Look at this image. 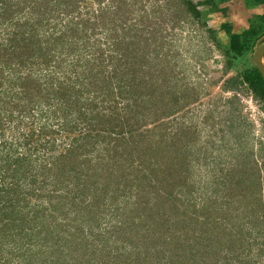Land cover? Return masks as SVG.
<instances>
[{"label": "trees", "instance_id": "trees-1", "mask_svg": "<svg viewBox=\"0 0 264 264\" xmlns=\"http://www.w3.org/2000/svg\"><path fill=\"white\" fill-rule=\"evenodd\" d=\"M135 3L143 0H114L109 8L100 7L101 12L93 18L87 11L90 0H0V29L8 23L4 32L7 40L0 38V215L8 220L0 222V264L7 260L4 243L17 241L18 234L13 229H19L20 222L25 221L23 213L28 207L21 205L25 204L20 191L22 182L30 177L35 182L37 174L42 178L41 192L34 189L27 195L40 199V206L49 211L51 218L78 222V226L73 224L76 231L60 234L57 230L55 235L49 232L41 238L43 245L50 238L53 246L61 245V238H78V234L88 242L83 224L89 218L98 222V217L110 210L108 204L115 203L117 193L131 195L127 198L129 206L156 211L157 216L164 218V228L177 232L165 243L175 249L169 259H174L182 246L180 235L194 230L192 224L189 229L188 225L194 220L189 207L199 190L195 181L197 171L192 155L178 144L181 132L171 134L164 121L179 111L178 100L183 97L175 92L168 78L169 53L165 52V44L171 32L166 28L170 22L173 31L188 23L204 28L207 15L219 11L218 1L164 0L161 6L169 14L163 15L155 31L152 22L140 31L133 23L136 10L145 9L133 8ZM42 5L45 8L40 12ZM28 7L32 8L30 14L26 12ZM110 13L118 17L111 20L114 35L110 47L90 43L97 32L109 30ZM22 15L27 16L24 22ZM221 30L229 40L227 44L215 40L223 53V78L236 72L223 84V91L233 93L228 100L232 110L237 114L242 111L241 93L252 96L264 111V79L253 60L255 50L264 43V25L235 34L230 23H223ZM122 101H126L123 107ZM152 125L154 128H149ZM230 128L234 130L233 125ZM102 141L107 145L106 153L112 155V163L95 162L93 154L103 146ZM260 144L263 148L264 142ZM250 154L253 165L248 176L246 167L226 168L224 192L238 186L234 185L238 175L252 178L253 186L263 192L264 181L257 170L253 149ZM243 157L236 155L238 161H243ZM99 166H105L106 172H100ZM118 167L124 172L122 178L121 173L114 172ZM220 177L212 175L214 179ZM49 184L54 185L53 191H43ZM215 190L221 193L220 188ZM246 199L240 202L241 208L234 207L238 201L201 203L202 209H206L204 224L211 228L215 243L225 241L216 249L208 248V255L216 251L215 264H264V203H256L258 199L250 196ZM145 201L147 204L142 206ZM223 204L229 209L219 213ZM35 210L41 213L38 206ZM81 214V218L87 215L88 219L78 220ZM208 216L214 218L209 220ZM40 221L46 224L48 218L44 216ZM7 226L13 232L9 233ZM202 230L197 238L207 241ZM105 248L106 260L123 257ZM8 259L12 262L9 253ZM97 259L96 256L94 261ZM49 260V264L65 263L53 256ZM134 260L127 264H140L139 259Z\"/></svg>", "mask_w": 264, "mask_h": 264}, {"label": "rangeland", "instance_id": "rangeland-1", "mask_svg": "<svg viewBox=\"0 0 264 264\" xmlns=\"http://www.w3.org/2000/svg\"><path fill=\"white\" fill-rule=\"evenodd\" d=\"M127 1L132 3L134 0ZM191 1L197 3L202 0ZM113 2L114 0H103L101 4H98L94 0H90V6L87 11L90 12L91 17L96 18L95 16L101 12L100 7L102 9L109 8V6L113 5ZM154 3L160 5H155ZM163 3L164 0H143V3L131 5L133 8L138 7L139 9L145 7L144 10H136L135 14L132 15L135 19L133 23L139 27V31L140 28L150 24V22L154 23H151L153 25L152 30H157V26L163 21V15L169 14L168 11H164V5L161 6ZM131 6L129 8H132ZM43 8H45V5H42L39 11L42 12ZM31 9V7L26 8L27 14H30V11L32 12ZM125 9L127 7H124ZM160 10L163 11L161 12ZM215 13L207 15V19H205L207 26L204 28L199 25L194 28L195 26L188 23L177 27L173 31L171 22L168 23V27L166 28L171 32V37L168 38L165 44V52L169 53L166 65L168 68L167 72L169 73L168 78L172 87L176 90L175 92L183 97L178 100L180 101L177 109L179 111L164 119V121L169 126L168 132L171 134L175 135L179 131L181 132L180 137L182 136V140L178 144L183 148L182 150L185 153L192 155V164L195 165L197 171L195 181L197 182V188L199 187V190L197 189L198 191L192 196L195 197V200H193L192 206L189 207L191 218L194 220L198 218V220H191L188 225L189 229L192 224L193 231L191 230L180 235L181 241L179 246H182L173 255L175 258L169 259L172 251L175 249L173 245L165 243L167 240H170L169 237L171 235L177 232H170L169 228H164L166 225L163 221L164 218L157 216L158 213L156 211L149 212L150 210H145L143 207L129 206L130 203H127V198L131 195L123 196L118 193L114 194V192L115 198H113V202L115 203L108 204L110 205V210L100 215L98 222H93L90 218L88 219L87 215L84 216L88 219L83 224L85 232L88 234V242L86 239L82 240L78 234V238H75L73 235L70 238L67 236L61 238L60 244L62 246L58 245V243H56V246H53L50 238L47 242L49 246L45 247L47 243L43 245L40 241L46 234L50 232L52 235H55L57 230H59L58 233L60 234L76 231L77 229L74 225L78 226V222L74 219L68 221L66 219L51 218L49 211L40 206V203H42L40 199L27 195L34 189H37V192H41L39 188H41L42 178L37 174L35 182L31 177L24 184L22 182L20 191L24 195L25 204L21 205L28 207L23 213L25 221L20 222L22 226L19 229H13L14 233L18 234L17 241L1 242L6 244V251L4 253L7 256V260L5 259L2 264H5V261L13 264H49V258H52V256L57 260L60 258V260L65 262L64 264H127L131 260L135 261L134 259H139L140 264L216 263V251H210L208 255V248L210 247V250L211 247L216 249L218 245L225 241L215 243V235L209 231L211 228L204 224L203 220H206V209H202L201 203L208 200H216L218 202L238 201L234 207L241 208L240 202L242 200L247 201L246 197L248 196H250V199L257 198L258 202L256 203H259V200L264 203V189L260 193L258 187L253 186V179L251 178V180L247 177L250 167L253 165L250 156V152L253 149V158L258 166L257 170H260L262 181H264V147L262 148L260 144L261 141L264 142V111L252 96L241 93L239 96L242 111L237 114L236 111L232 110L228 100L232 98L233 93L223 91V84L227 77H231L236 72L231 71L230 75L223 78V53L215 45V40L219 39L224 44H227L229 40L221 30V19ZM116 16L114 13L109 14L107 19V28L109 30L103 34L97 32L90 39V43L97 42L103 44L104 48L110 47L111 43L109 41H113L111 37L114 35V31L111 30L114 23L111 20L117 19L118 17ZM26 18L27 16L24 15L21 17L23 22ZM7 25L8 23H5L0 29L2 31L0 38H4L2 41L7 40L4 35L5 26ZM210 29L212 32L209 31ZM119 34L122 35V32L120 31ZM169 100L175 102V100ZM125 103L126 101H122L120 106L123 107ZM102 107L100 106V108ZM155 117L159 119V115ZM232 125L234 126L233 131L230 128ZM77 128L79 130L81 127L77 125ZM149 128H154V125ZM81 131L84 132L85 130L83 131L82 129ZM104 144L105 142L102 141L103 146L97 148L94 152L93 157L95 158V162L106 164L108 161V163H112V155L106 153L108 148ZM237 154L244 156L243 161L237 160ZM248 154L250 159L247 157ZM246 158L248 162H245ZM147 160H150V158ZM114 161L118 166L119 161L117 159ZM234 167L243 169L246 167V170H249L248 174L247 176L238 175L236 181H234V185L238 184V186H233V189H226L224 192L222 187L227 177L224 178L223 174L226 173V168L233 169ZM99 168L100 172H106L105 166H99ZM114 172L116 174L121 173L122 175L119 174L121 178L124 176V172L122 173L119 167ZM220 172L223 173L220 174ZM213 173L221 175V177L214 179L212 178ZM240 179L241 183L239 182ZM1 184L2 182H0V186ZM218 184L221 186L219 187ZM251 186L255 188L252 187V191H250ZM217 188H220L221 193L216 192L215 189ZM53 189L54 185L49 184L43 191H53ZM185 200L186 204H188L189 200L187 198ZM145 204H147V201L143 202L142 206ZM37 206L41 213L36 212L35 208ZM31 208H34V210H31ZM224 208L229 209L227 205L223 204V206L219 207V210H221L219 213H222ZM82 215H80L78 220H83L84 217L81 218ZM44 216L48 218L46 224L40 221ZM1 217L2 215H0V222L3 224L5 218L1 219ZM213 218L214 216H208L209 220ZM116 228H120V230ZM200 230L203 231L207 241L197 238L201 232ZM10 231L11 228L9 227L8 232L10 233ZM218 237L220 238V235ZM56 239L55 237V241ZM106 246L108 247L107 250H112L114 254L119 252L123 257L119 259L111 258L109 259L110 261L106 260L103 256ZM166 248L167 250L170 248L171 251L165 252ZM54 249H57V251L52 253ZM8 253L12 256V262L8 259ZM178 253L180 257L178 256L177 258ZM210 254L213 255L215 260L211 258ZM96 256L98 259L94 261Z\"/></svg>", "mask_w": 264, "mask_h": 264}, {"label": "crops", "instance_id": "crops-1", "mask_svg": "<svg viewBox=\"0 0 264 264\" xmlns=\"http://www.w3.org/2000/svg\"><path fill=\"white\" fill-rule=\"evenodd\" d=\"M205 1V0H202ZM221 24L230 23L235 34L264 25V0H217ZM226 13V14H225Z\"/></svg>", "mask_w": 264, "mask_h": 264}, {"label": "water", "instance_id": "water-1", "mask_svg": "<svg viewBox=\"0 0 264 264\" xmlns=\"http://www.w3.org/2000/svg\"><path fill=\"white\" fill-rule=\"evenodd\" d=\"M253 60L256 68L264 79V43L258 46V48L255 50L253 54Z\"/></svg>", "mask_w": 264, "mask_h": 264}]
</instances>
